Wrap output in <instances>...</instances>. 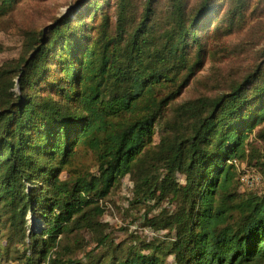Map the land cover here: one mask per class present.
<instances>
[{"label": "trees", "instance_id": "16d2710c", "mask_svg": "<svg viewBox=\"0 0 264 264\" xmlns=\"http://www.w3.org/2000/svg\"><path fill=\"white\" fill-rule=\"evenodd\" d=\"M12 1L0 0V15ZM150 1L128 36L122 6L113 42L99 50L89 45L79 61L61 64V74L54 80L67 87L59 89L63 91L60 107L37 108L31 98L19 97L0 110V237L7 244L14 238L28 240L23 264H76L62 260L59 241L100 227L99 201L125 176L134 175L140 155L152 142L154 127L161 126L168 98L155 91L168 81L184 41H176L166 52L150 48ZM170 3L182 27L181 0ZM206 10L187 18L190 28L202 24ZM46 31L59 36V22L41 33L32 54L22 61L24 68L36 67L47 51ZM254 75L227 95L180 105L177 113L192 120L186 134L168 141L149 166L134 175L136 202L170 197L175 204L160 222L149 221L173 234L168 245L172 261L167 263L154 250L147 255L132 252L111 264H264V197L239 194L229 163L245 157L242 135L233 128L245 121L246 111L239 106L245 104L242 93ZM256 101L259 107L264 103V83ZM260 109L264 113V107ZM240 130L243 134L244 128ZM76 149L94 155L97 174L62 180L60 175L71 165ZM177 175L183 183L177 182Z\"/></svg>", "mask_w": 264, "mask_h": 264}, {"label": "rangeland", "instance_id": "374dc122", "mask_svg": "<svg viewBox=\"0 0 264 264\" xmlns=\"http://www.w3.org/2000/svg\"><path fill=\"white\" fill-rule=\"evenodd\" d=\"M146 1L13 0L9 10L0 15V110L19 97L31 98L37 108L42 104L60 107L63 91L59 93V89L66 90L67 87L54 80L61 74V64L79 61L89 45H95L99 50L113 42L122 6L125 8L124 31L128 36L138 25ZM150 4L153 14L147 24L150 48L166 52L176 41L184 43L173 60L168 81L155 91L158 97H167L168 103L161 126L156 124L154 127L152 142L140 155L134 175L138 176L149 166L151 159L165 149L168 141L186 134L192 120L190 115L177 113L180 105L227 95L248 75L255 74L242 93L245 104L239 106L246 111L245 121L233 128L242 135L245 157L234 159L248 167H255L253 165L258 162L255 168L264 178V166L261 165L264 159V113L260 109L264 103L259 107L260 102L256 101L264 83V0H181L185 15L182 27L172 12L170 0H151ZM203 8H207L208 16L201 20L202 24L198 23L197 27L193 24L190 28L187 18H194ZM55 22L61 27L59 36L46 31L47 51L36 67L24 68L22 61L32 54L41 33ZM199 61L200 65L195 68ZM241 128H244L243 134ZM236 135L235 132L233 136ZM75 152L71 165L60 178L96 175L94 155L82 149ZM234 171L237 192L249 195L241 187L235 168ZM163 174V169H159L157 176ZM134 175L125 176L99 201L102 210L97 219L99 228L74 232L59 241L62 246L58 251L63 261L111 264L122 261L132 252L147 255L154 250L167 263L172 261L168 245L173 234L159 229L160 223L151 226L149 221L158 218L160 222L175 210V204L170 197L162 202H136ZM176 178L177 182L183 183L181 175ZM103 237H106L103 244H98ZM13 240L7 244L6 239L0 237V264H23L24 255L29 254L28 240Z\"/></svg>", "mask_w": 264, "mask_h": 264}, {"label": "built area", "instance_id": "2783aa9c", "mask_svg": "<svg viewBox=\"0 0 264 264\" xmlns=\"http://www.w3.org/2000/svg\"><path fill=\"white\" fill-rule=\"evenodd\" d=\"M229 163L236 169L238 181L244 190L249 192V194L264 197V178L255 167L240 164L236 159L231 160Z\"/></svg>", "mask_w": 264, "mask_h": 264}]
</instances>
